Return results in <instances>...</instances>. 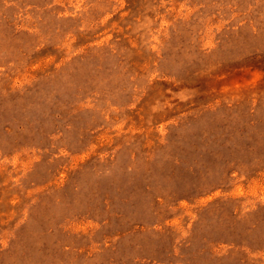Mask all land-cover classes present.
<instances>
[{"label":"rangeland","instance_id":"rangeland-1","mask_svg":"<svg viewBox=\"0 0 264 264\" xmlns=\"http://www.w3.org/2000/svg\"><path fill=\"white\" fill-rule=\"evenodd\" d=\"M0 264H264V0H0Z\"/></svg>","mask_w":264,"mask_h":264}]
</instances>
